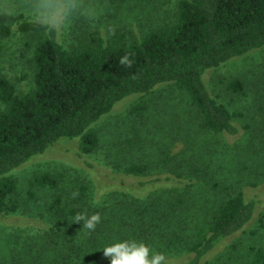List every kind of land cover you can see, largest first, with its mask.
<instances>
[{
  "label": "rangeland",
  "instance_id": "rangeland-1",
  "mask_svg": "<svg viewBox=\"0 0 264 264\" xmlns=\"http://www.w3.org/2000/svg\"><path fill=\"white\" fill-rule=\"evenodd\" d=\"M177 1L100 0L106 8L98 20L77 19L59 40L66 49L100 36L131 41L169 23ZM6 3L18 0H0V9ZM11 16V34L0 35V77L21 94L33 88L32 54L42 35L15 29L32 21L22 9ZM203 79L235 115L238 134L203 128L186 93L170 83L124 99L91 126L99 144L90 154L80 157L78 137L61 138L4 175L16 181L9 199L16 210L0 217V264H110L104 248L133 240L164 254L166 264H178L187 257L190 237L211 222L215 206L239 193L258 201L256 215L206 264H250L251 249L264 250V46L208 70ZM232 81L243 90H229ZM129 165L146 171L124 174ZM177 173L191 184L139 185ZM46 174L58 181L55 188L34 185L35 177ZM71 209L99 214L100 223L94 231L84 229Z\"/></svg>",
  "mask_w": 264,
  "mask_h": 264
},
{
  "label": "trees",
  "instance_id": "trees-1",
  "mask_svg": "<svg viewBox=\"0 0 264 264\" xmlns=\"http://www.w3.org/2000/svg\"><path fill=\"white\" fill-rule=\"evenodd\" d=\"M169 23L131 41L103 37L79 42L66 49L57 33L33 21L22 20L15 29L42 35L32 54L33 88L17 94L0 77V217L16 210L9 199L16 181L4 175L44 153L59 139L80 140V157L93 152L99 137L91 129L102 116L132 95L148 94L170 83L184 91L200 115L202 127L234 136L235 116L207 90L204 74L221 64L264 46V0H178ZM11 15L0 13V35L11 34ZM127 56L131 66L119 63ZM228 89L241 92L232 81ZM87 167L91 164L85 162ZM143 165H129L124 174L143 176ZM189 185L180 174L149 178L139 183ZM34 185L55 188L50 175L33 179ZM258 201L243 193L219 202L211 222L186 243V259L178 264H206L232 235L242 232L257 212ZM73 216L77 211H69ZM173 238L174 231L172 234ZM250 264H264V250L252 248Z\"/></svg>",
  "mask_w": 264,
  "mask_h": 264
},
{
  "label": "clouds",
  "instance_id": "clouds-1",
  "mask_svg": "<svg viewBox=\"0 0 264 264\" xmlns=\"http://www.w3.org/2000/svg\"><path fill=\"white\" fill-rule=\"evenodd\" d=\"M105 8L106 5L100 0H18L16 4L6 3L0 10L11 15L22 9L33 22L47 31L63 35L77 19L95 22L104 13ZM119 63L131 66L127 56L122 57ZM100 220L99 214L90 217L77 214L74 223L83 222L84 229L94 231ZM103 254L110 258V264H166L164 254L153 253L147 245L134 240L107 246Z\"/></svg>",
  "mask_w": 264,
  "mask_h": 264
}]
</instances>
